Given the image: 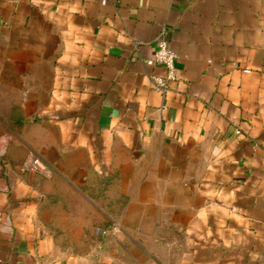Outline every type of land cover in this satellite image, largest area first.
I'll use <instances>...</instances> for the list:
<instances>
[{"label": "crops", "instance_id": "0c3cea01", "mask_svg": "<svg viewBox=\"0 0 264 264\" xmlns=\"http://www.w3.org/2000/svg\"><path fill=\"white\" fill-rule=\"evenodd\" d=\"M0 108V264H264V0H0Z\"/></svg>", "mask_w": 264, "mask_h": 264}, {"label": "built area", "instance_id": "2783aa9c", "mask_svg": "<svg viewBox=\"0 0 264 264\" xmlns=\"http://www.w3.org/2000/svg\"><path fill=\"white\" fill-rule=\"evenodd\" d=\"M175 58L176 53L166 45L162 37L157 36L152 55L144 59L146 64L160 65L163 69L161 74L151 75L152 86L161 94H164L169 89L171 81L176 78ZM245 71H247V69H245ZM234 131L235 133L239 132L238 129ZM22 164L23 166H29L38 171L46 170L42 160L37 155L30 156L28 159H25ZM38 164H40L41 167H39Z\"/></svg>", "mask_w": 264, "mask_h": 264}, {"label": "rangeland", "instance_id": "374dc122", "mask_svg": "<svg viewBox=\"0 0 264 264\" xmlns=\"http://www.w3.org/2000/svg\"><path fill=\"white\" fill-rule=\"evenodd\" d=\"M5 116V110L3 108H0V119H4ZM6 131L7 133H12V131H14L13 129V125H7V124H1L0 123V132ZM1 134V133H0ZM11 140L5 139L4 141L0 142V146H5L6 143L10 142ZM7 147V145H6ZM24 159V158H23ZM23 163V161H22Z\"/></svg>", "mask_w": 264, "mask_h": 264}, {"label": "bare ground", "instance_id": "6f19581e", "mask_svg": "<svg viewBox=\"0 0 264 264\" xmlns=\"http://www.w3.org/2000/svg\"><path fill=\"white\" fill-rule=\"evenodd\" d=\"M38 166H39V167H41V165H40V164H38Z\"/></svg>", "mask_w": 264, "mask_h": 264}]
</instances>
